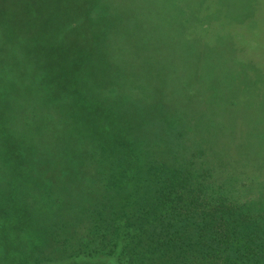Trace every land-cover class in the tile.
Listing matches in <instances>:
<instances>
[{"label": "trees", "instance_id": "obj_1", "mask_svg": "<svg viewBox=\"0 0 264 264\" xmlns=\"http://www.w3.org/2000/svg\"><path fill=\"white\" fill-rule=\"evenodd\" d=\"M70 1L74 7L69 6ZM122 1L132 4L136 0ZM148 2L152 3L151 8L143 10ZM80 3L83 9L79 11ZM21 4L40 8L38 14L44 17V21H35V18L29 21L26 16L17 20L26 18L22 25H30L27 32L37 26L43 32L37 35L47 34L51 38L40 48L47 81L58 90L71 93L66 104L78 109L73 103L79 102L90 112L91 103L96 100L92 102L91 93L84 92L83 81L93 78V84L102 87L119 70L116 59L105 53L104 45L101 49L91 47V37H97V32L90 34L84 27L87 24L82 22L89 18L88 10L100 6L99 1L23 0ZM65 5L76 9L77 21L74 24L71 21L69 30L74 27L77 36L82 27L86 33L81 36L82 42L75 38V42L61 46L59 42H52L56 34L52 30L57 25L56 12ZM160 6L168 8L164 14L166 22L158 20ZM135 8L136 12L128 10L126 15L115 14L117 17L113 19L103 9L92 10L91 19L96 25L119 27L120 36L134 31L137 36L123 55L135 59L133 67L138 73L157 80L161 78L163 67L169 61L175 62L171 76L175 78L176 87H168L161 78L154 88L148 85L147 90L135 85L136 102L98 100L107 106L106 120L117 121L120 115L125 122L123 135L110 132L107 139L93 138L95 149L88 154L79 151L74 156L77 149L69 151L75 168L63 174L66 181L62 186L54 189L43 186L38 192L49 202L37 207L46 216L45 225L42 223L41 229L36 230L40 235L35 239V246L31 243L27 246L29 252L17 258L22 259L21 264H42L43 260H54V264H264V209L253 210L249 203L234 198L231 190L218 183L219 166L212 141L204 143L203 148L196 138L189 137L188 143L186 135L190 118L196 115L202 125L195 120L193 128L204 127L203 131L209 132L211 138H215L212 132L218 131L217 140L218 134H222L221 128L227 129V121L219 119L218 112L209 106L214 101H222L227 107L236 104L234 94L229 91L230 84L242 90H264V0H138ZM10 18L0 11V38L4 42L8 37L26 35ZM44 29L49 32L45 33ZM169 35L172 42H161L149 50L142 46L146 42L140 40L142 36L160 40ZM19 47L9 53L12 74L1 75L0 101L18 100L27 90L23 93L26 98L28 90L34 92L38 83L37 74L28 68V64L34 62L17 59V49L20 53L23 48L22 53L31 57H40V52L27 42ZM4 51L5 45L0 43V54ZM81 63L84 65L80 69L77 66ZM221 72L233 76L222 77ZM27 74L36 81L22 84L20 79ZM57 76L65 81L59 84ZM68 78L72 80L70 86ZM21 88L22 93L18 90ZM199 92L205 94L203 104L197 105L195 100L202 97ZM157 93L166 94L165 99H169L171 106L157 103ZM1 107L0 102V117L5 112V107ZM132 110L138 117L145 118V124L138 126L140 132L134 133V139L125 125L129 124L128 115L133 113L128 112ZM123 114H128L124 120ZM86 119H90V114ZM7 133V128H0V141L7 138ZM63 140L66 145L67 135ZM79 142L86 149V137L80 136L76 144ZM190 144L197 150L186 159L184 153ZM70 145H74L72 140L68 142ZM206 152L211 164L204 165ZM16 178L25 183V195L40 183V180L35 182L30 173ZM6 180L14 183L12 177ZM74 181L78 186L71 193ZM50 197L54 201H49ZM52 202L55 207H49ZM35 211L34 214L39 215ZM16 222L13 220L12 224ZM31 226L33 224L27 225V230ZM46 228L50 230L45 231Z\"/></svg>", "mask_w": 264, "mask_h": 264}, {"label": "rangeland", "instance_id": "obj_2", "mask_svg": "<svg viewBox=\"0 0 264 264\" xmlns=\"http://www.w3.org/2000/svg\"><path fill=\"white\" fill-rule=\"evenodd\" d=\"M20 1L23 3V0ZM20 1L2 0L0 4V11H4L10 16L13 24L23 34H26L24 37L22 35L21 37H8L5 39L6 43L0 38V43L5 45V51L0 54V62L2 61L0 79L2 74H12L8 65V62L10 63L9 53H13L10 50H15L27 42L34 50L40 52V57H31L30 55H26L24 51L22 53L23 48L19 53L17 49V59L24 60L25 63L28 61L34 62L29 63L28 68L31 73L37 74L38 83L36 84V88H34V92L33 89L31 91L28 90V98H25L23 95L27 90L22 93L23 90L21 88L18 90L22 93V97L18 98V100L7 99L4 101V99H1L0 101L2 107H5L4 115L0 117V128H7L8 130L7 138L0 141V264H21L22 259L17 257L29 252L27 246L31 245V243H34L33 246H35L37 236L39 238L40 235V233L37 234L38 231L36 230L41 229V225L44 223L43 219L46 218L44 213H41L37 207H42V204L49 203L48 201H44L45 198L39 196L40 193L38 192L43 186L54 189L56 186H62L61 183L66 181L63 174H69L75 168V161L69 156V151L77 149L74 156L79 151L88 154L90 150L95 149L92 147L95 142L93 138L102 137L107 139L110 132L123 135L122 125L125 122H122V118L119 117L120 115H117V121L113 119L106 120L104 114L107 113V106L105 102L98 100L112 99L119 102H136L138 93L133 89L136 87L135 85H142L147 90L148 85L152 87L157 85L161 81V78L168 84V87H176L175 78L171 76L175 72V62L169 61L168 65L163 67L164 70L161 72V78L157 80L156 78H148L146 74L138 73L136 68L133 67L135 66V59L127 57V54L126 57L123 55L137 36L136 34V36L134 35V31L128 33L127 36L126 32H123L120 36L119 27L106 26V24L96 25L91 19L93 16L92 10L103 9L112 19L117 17L115 14L126 15L128 10L129 13L130 11L134 13L136 12L135 6L138 5V0L132 4L122 0H97L100 6H94L88 10L86 15L89 18L83 19L82 22L87 24V26H84L87 32L89 30L90 34L95 31L97 32V37H91V47L96 49V46H98L101 49L104 45L105 53L116 59V68L119 70L114 73L109 83L102 87L94 85L92 82L93 78L83 81L84 92L91 93L92 102L96 100L95 103H91L92 108L90 112H87L79 102L73 103L78 109L72 108V104L65 103L68 100L67 96H70L71 93L69 91L65 92L63 89L58 90L59 88L48 82V74L42 69L43 62L40 48L42 45L49 43L51 38L47 34L37 35L43 33L37 26L35 29L32 28V30L27 32L26 29L30 25H22L26 18L22 21L17 20L20 17L26 16L29 21L33 18H35V21H44L43 15L38 14L40 8L25 6L19 3ZM148 3L145 5L147 8H142L143 10L151 8L152 3ZM65 6L56 12L58 20L55 24L58 26L55 25L52 30L56 32V34H53L52 42H59L61 46L68 44L69 41L75 42V38L81 41V36L84 37L86 33V31L83 33L82 27H80V35L78 34L77 36H75L74 27H72L71 31L69 30L71 21L72 24H74V21H77L74 18V11L76 9H70L68 6L65 8ZM69 6L74 7L75 5H72L70 1ZM82 6L83 4L80 3L79 11L83 9ZM158 9L160 10V18L158 15V20L166 22L164 14H167L168 8L160 6ZM144 14L150 15L148 12ZM0 25H2L1 22ZM126 29L129 30L128 27ZM44 32L48 33L49 30L44 29ZM140 40L146 42V45L142 44V46L146 50H149V48L161 44V42L162 44L172 42V35L160 40L157 37L151 39V37L142 36ZM83 65L84 63H81L77 67L81 69ZM60 71L58 70V75H60ZM228 73L232 74L231 72ZM220 76L231 78L233 75L221 72ZM23 77V80L20 79L22 84H31L36 81V79L33 81L29 74ZM57 78L60 79L58 76ZM60 81L64 82L65 79L61 77L58 81L59 84ZM101 83L102 85L104 84L103 81ZM22 84L18 85L22 86ZM71 84L72 80L68 78L67 85L70 86ZM9 90L6 94H8ZM258 90L256 88L242 90L236 88L234 84H230L229 91L234 94L236 104L227 107L222 101H214L215 103L209 106L218 112L217 117L219 119L227 121L226 125H229L227 129L221 128L223 131L222 134H218V141L216 140L218 131L216 134L212 132L215 138H211V136L209 137V132L203 131L204 127L193 128L195 124L193 121L196 120L201 124V118H198L197 115L194 118H190L192 121L190 128H186V135L188 138H196L201 147L208 140L215 144L213 149H215V161L218 162L217 165L219 166V175L216 176L218 183L224 184L226 189L231 190V196L234 198L236 197L237 199L238 197L239 200L249 203L253 210L261 211L264 209V90L261 92H258ZM150 91L151 89L149 88L148 92ZM171 94L175 97L174 92H171ZM185 94L187 95V93ZM201 94L202 99L199 96V100H195L197 105L203 104L205 93L199 92V95ZM164 95L163 93H157L156 97L158 100H155L157 103H162V106L170 107L169 99H165ZM157 107L160 108V105ZM152 112L156 113L157 111ZM128 113L133 114H127L129 124L125 125L127 132H131L134 139V135H136L134 133L139 134L140 131L137 128L140 124L141 126L145 124L143 122L145 118L138 117L133 110ZM88 114H90L89 120L86 119ZM127 115L123 114V120ZM175 121L174 119L173 122ZM66 135L69 141L72 140L74 145L68 146L69 141L66 145L64 144L65 140H63V137ZM80 136L86 137V149L82 148L84 144L80 142L76 144ZM187 141L189 143L191 139L189 138ZM196 146L198 147V144ZM187 148V151L184 153L186 159L191 157L197 150L191 144ZM208 156L207 152L204 153L203 158L206 159L203 161L204 165H207V163L211 164V161L207 160L209 159ZM29 173L34 176L35 182L40 180L41 186L39 183V186H35L32 188V192L25 195L24 193L27 191L24 186L25 183L19 182L16 176L22 175L24 177ZM40 175L43 176L42 179ZM10 177L13 178L14 183H8L6 179ZM28 186L31 185L28 184ZM77 186V181L72 182L71 193ZM224 186L222 187L224 188ZM72 188L74 189L72 190ZM53 195L54 193L51 194V196ZM66 196L70 198L69 195ZM50 199L54 201L53 197H50L48 200L51 201ZM52 204L49 207H55V203L52 202ZM36 209L38 212L35 211ZM34 211L39 213V215L34 214ZM13 220H17L16 224H12ZM29 224H33V226H31L30 230H27V225ZM47 230L49 231L50 229L46 228L45 231ZM39 257H41L40 254ZM17 259L19 260L17 261ZM55 262L54 260H43L42 264H54Z\"/></svg>", "mask_w": 264, "mask_h": 264}]
</instances>
